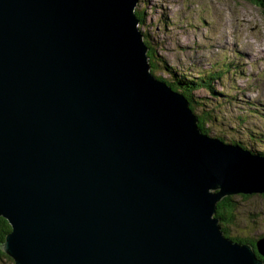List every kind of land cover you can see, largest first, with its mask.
Segmentation results:
<instances>
[{"label":"water","instance_id":"1","mask_svg":"<svg viewBox=\"0 0 264 264\" xmlns=\"http://www.w3.org/2000/svg\"><path fill=\"white\" fill-rule=\"evenodd\" d=\"M137 0H0V248L14 264H264L216 204L264 156L150 71ZM258 254V256H257Z\"/></svg>","mask_w":264,"mask_h":264},{"label":"rangeland","instance_id":"2","mask_svg":"<svg viewBox=\"0 0 264 264\" xmlns=\"http://www.w3.org/2000/svg\"><path fill=\"white\" fill-rule=\"evenodd\" d=\"M136 10L143 13L139 28L156 56L153 74L171 80L172 71L195 78L221 69L222 77L210 81L213 92L193 91L199 102L194 112L213 115L207 125L215 137L264 153L261 7L253 0H138ZM164 66L171 68L170 75ZM239 117L246 119L241 123ZM243 195L232 194L236 210L228 229L233 235L257 238L264 233V193ZM0 264L13 261L2 258Z\"/></svg>","mask_w":264,"mask_h":264},{"label":"trees","instance_id":"3","mask_svg":"<svg viewBox=\"0 0 264 264\" xmlns=\"http://www.w3.org/2000/svg\"><path fill=\"white\" fill-rule=\"evenodd\" d=\"M253 2L261 7V9L264 11V0H253ZM135 14L139 19V27L143 26L144 23V17L142 11L136 10L135 7ZM139 31L143 35V41L145 44L148 46V51H147V56H148V62L150 64V71L152 73L155 71V68L157 67V63L154 61L155 59V54H154V49L149 46V43L146 41V33L140 30ZM166 68V71H168L169 75L171 74V68L164 66ZM225 69L232 70L229 66L225 67ZM223 75V71L219 69V71L216 72H209L208 74L206 73L205 75L202 74V76H197L193 78H189V76L184 75L182 73H176L172 71V78H169L171 80H168L167 77L163 76H158L157 78L165 81L167 84H169L174 90H177L181 92L189 101V106L194 112L197 106L196 99L193 96V91L196 89L200 88H207L209 91L213 92V86L211 85L210 81L211 79H219ZM156 76V75H155ZM196 115L197 113L194 112ZM200 114L197 115L198 117V126L201 129V131L208 135V136H214L215 135L211 132L210 126L207 125L208 122H210L213 119V115L209 111H200ZM246 117H239V120L241 123L245 121ZM211 123V122H210ZM209 123V125H210ZM217 134V133H216ZM221 134V133H220ZM233 136V134H232ZM220 138V137H219ZM221 139V138H220ZM222 140V139H221ZM231 142V141H230ZM233 143L239 144V141L233 140ZM241 146V145H240ZM244 146V145H242ZM245 147V146H244ZM251 151V150H250ZM257 153V152H254ZM260 155H264V153L258 152ZM244 197H247V195H243ZM235 210H236V205L234 204V200L232 195L229 196H224L220 201L217 202L216 204V210L214 213V216L219 219V225L221 226V229L224 233V235L230 237L232 240L235 241H241V242H249L251 244H255L256 237H247V236H242L238 234H230V231L228 229L229 224L233 222V219L235 217ZM10 230V224L8 221L0 216V244L4 240V237L7 232ZM260 236H264L263 234H260ZM258 238V237H257ZM258 256V254H257ZM6 258L8 260H12L10 256H8L1 248H0V259ZM13 261V260H12ZM264 261V258H263ZM14 264V262H13Z\"/></svg>","mask_w":264,"mask_h":264},{"label":"bare ground","instance_id":"4","mask_svg":"<svg viewBox=\"0 0 264 264\" xmlns=\"http://www.w3.org/2000/svg\"><path fill=\"white\" fill-rule=\"evenodd\" d=\"M137 2H138V0H137ZM137 4V3H136ZM135 7H136V5L134 6V9H133V11H134V14H135ZM135 17L137 18V24H136V26H137V29H138V31H139V19H138V17L136 16V14H135ZM140 32V31H139ZM141 33V32H140ZM141 35H142V33H141ZM142 41H143V35H142ZM143 43L145 44V42L143 41ZM145 46L147 47V49H146V51H145V54H146V58H147V62H148V56H147V51H148V46L145 44ZM149 63V62H148ZM150 65V64H149ZM151 67V66H150ZM151 73H152V71H151ZM153 74V73H152ZM177 91V90H176ZM179 92V91H178ZM181 93V92H180ZM190 107V106H189ZM191 109V108H190ZM191 111H192V109H191ZM192 113H194L193 111H192ZM195 114V113H194ZM196 115V114H195ZM197 116V115H196ZM197 119H198V117H197ZM197 124H198V121H197ZM208 136V135H207ZM212 137V136H211ZM214 137V136H213ZM227 143H229V142H227ZM230 144H232V143H230ZM232 145H236V144H232ZM240 146V145H239ZM242 149H245V150H248L249 152H251L249 149H246V148H244V147H242V146H240ZM255 154H257V153H255ZM0 216H2V217H4L2 214H0ZM5 218V217H4ZM6 220H7V218H5ZM8 221V220H7ZM8 223H9V221H8ZM10 224V223H9ZM10 230H11V226H10ZM10 230H9V232H10ZM8 233V232H7ZM6 233V234H7ZM4 241V240H3ZM3 241L1 242V243H3ZM1 245V244H0Z\"/></svg>","mask_w":264,"mask_h":264}]
</instances>
